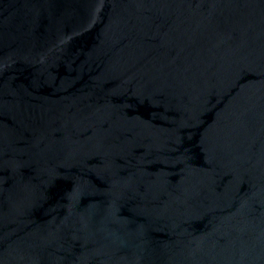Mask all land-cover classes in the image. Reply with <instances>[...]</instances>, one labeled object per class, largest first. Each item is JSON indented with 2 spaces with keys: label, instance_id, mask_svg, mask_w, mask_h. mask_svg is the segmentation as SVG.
<instances>
[{
  "label": "water",
  "instance_id": "obj_1",
  "mask_svg": "<svg viewBox=\"0 0 264 264\" xmlns=\"http://www.w3.org/2000/svg\"><path fill=\"white\" fill-rule=\"evenodd\" d=\"M0 264H264V0H0Z\"/></svg>",
  "mask_w": 264,
  "mask_h": 264
}]
</instances>
